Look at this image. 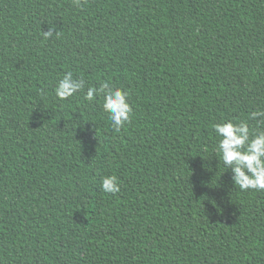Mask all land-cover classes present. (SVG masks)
<instances>
[{"label": "trees", "instance_id": "1", "mask_svg": "<svg viewBox=\"0 0 264 264\" xmlns=\"http://www.w3.org/2000/svg\"><path fill=\"white\" fill-rule=\"evenodd\" d=\"M102 82L128 93L119 131L85 99ZM257 111L264 0H0V264H264V190L213 127L264 131Z\"/></svg>", "mask_w": 264, "mask_h": 264}, {"label": "clouds", "instance_id": "2", "mask_svg": "<svg viewBox=\"0 0 264 264\" xmlns=\"http://www.w3.org/2000/svg\"><path fill=\"white\" fill-rule=\"evenodd\" d=\"M80 0H74L79 5ZM54 28L43 32L45 40L52 37ZM59 36V33L55 31ZM85 87L84 80L75 79L73 73L68 71L58 80L54 89L59 100L73 97ZM103 97L102 107L108 114L113 127L119 131L130 121L132 107L127 102L128 93L112 88L108 82H102L99 88L89 86L85 99L93 101L97 96ZM264 120V111L251 114V119ZM218 144L216 151L226 168L231 170V180L242 191L264 190V131L253 130L246 121L233 123L231 121L215 124L214 126ZM102 190L115 195L120 191V183L116 176H105L101 183Z\"/></svg>", "mask_w": 264, "mask_h": 264}]
</instances>
